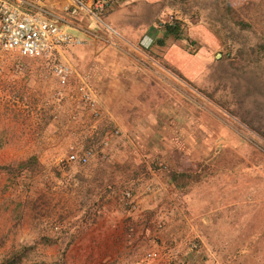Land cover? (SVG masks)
Listing matches in <instances>:
<instances>
[{"label": "rangeland", "instance_id": "obj_1", "mask_svg": "<svg viewBox=\"0 0 264 264\" xmlns=\"http://www.w3.org/2000/svg\"><path fill=\"white\" fill-rule=\"evenodd\" d=\"M108 11L117 39L71 21L81 42L59 51L66 79L50 61L0 51V264H131L70 247L90 216L72 212L67 155L122 132L102 94L118 107L131 99L139 120L163 119L176 167L160 171L185 196L168 246L183 264H264V0H109Z\"/></svg>", "mask_w": 264, "mask_h": 264}, {"label": "crops", "instance_id": "obj_2", "mask_svg": "<svg viewBox=\"0 0 264 264\" xmlns=\"http://www.w3.org/2000/svg\"><path fill=\"white\" fill-rule=\"evenodd\" d=\"M104 15L110 23L108 18L114 16V13L109 12L106 7ZM73 20L90 21L81 15L75 16ZM123 81L127 85L130 83L125 79ZM109 87L117 90L119 86L113 83ZM115 94H119V91ZM102 97L101 102L109 118L120 125L122 132L111 138L105 150L109 161L92 158L96 160L90 159L85 166L67 164L68 170L63 184L71 202L72 212L77 210L78 213L85 212L90 216L88 225L76 236L70 247L95 249L97 261L104 262L112 255L115 257L117 252L120 260L123 258L131 264L157 263V260H142L143 252L150 249L146 241L153 235L156 221L165 223L164 230L156 234L160 246L167 247L172 242L170 240L175 239L177 224L182 223L178 217L179 214H184L182 200L185 196L177 192L168 175L170 172L166 174L158 171L153 162L159 159L165 162L167 167L174 169L176 164L170 161V153L175 147L164 134L163 119H152L149 123L143 119L146 123L136 118L134 109L131 111V99L125 102L131 105L118 107L116 104H110L109 98L104 97V94ZM141 123L145 125L142 128L139 126ZM136 176L139 179L134 181ZM56 183L59 184L58 181ZM128 183L132 184L136 199V209L129 215L117 202L119 189ZM81 199L86 203L79 206L78 201ZM127 220L135 223V232L130 238L125 234ZM124 251L128 252V256L123 257Z\"/></svg>", "mask_w": 264, "mask_h": 264}, {"label": "built area", "instance_id": "obj_3", "mask_svg": "<svg viewBox=\"0 0 264 264\" xmlns=\"http://www.w3.org/2000/svg\"><path fill=\"white\" fill-rule=\"evenodd\" d=\"M108 4L109 0H0V51L17 52L50 61L53 74L58 78L66 79L71 73V68L58 59V54L62 47L78 45L81 42L79 36L68 30L75 16L81 15L94 21L105 38H119L116 29L102 18ZM142 42L147 46L149 39L144 38ZM78 91L83 106L91 109L96 116L97 110L92 109L96 107L93 92L88 82L80 76ZM118 132L117 128H106L97 139L95 146L72 147L67 155V163L84 166L97 152L100 153L101 158H105V150L110 138L117 136ZM153 164L158 171L164 170L161 160L156 159ZM138 179L136 176L134 181ZM117 202L128 215L136 209L131 183L119 189ZM134 224L130 220L125 221L127 238L135 232ZM164 227V221L154 223V233L146 241L150 249L143 252L144 259H155L161 264L174 262L183 264L177 257L176 247L168 245L162 247L157 241L156 234L163 231Z\"/></svg>", "mask_w": 264, "mask_h": 264}, {"label": "trees", "instance_id": "obj_4", "mask_svg": "<svg viewBox=\"0 0 264 264\" xmlns=\"http://www.w3.org/2000/svg\"><path fill=\"white\" fill-rule=\"evenodd\" d=\"M164 29H165V34H174L176 30V24H173V23L167 24L165 25ZM173 36L177 37V35L175 34ZM170 176L172 177L171 173H170ZM8 264H15V263L14 261H9Z\"/></svg>", "mask_w": 264, "mask_h": 264}]
</instances>
